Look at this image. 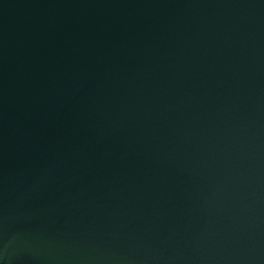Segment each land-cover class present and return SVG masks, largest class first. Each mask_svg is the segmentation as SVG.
Masks as SVG:
<instances>
[{"label":"water","instance_id":"1","mask_svg":"<svg viewBox=\"0 0 264 264\" xmlns=\"http://www.w3.org/2000/svg\"><path fill=\"white\" fill-rule=\"evenodd\" d=\"M0 264H264V0H0Z\"/></svg>","mask_w":264,"mask_h":264}]
</instances>
